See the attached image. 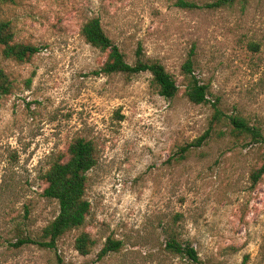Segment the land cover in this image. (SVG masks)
<instances>
[{
    "label": "rangeland",
    "instance_id": "obj_1",
    "mask_svg": "<svg viewBox=\"0 0 264 264\" xmlns=\"http://www.w3.org/2000/svg\"><path fill=\"white\" fill-rule=\"evenodd\" d=\"M204 5L215 0H185ZM179 0H13L0 3L15 41L41 47L28 61L5 58L11 88L0 91V264H264V0L185 8ZM99 17L130 63L140 43L161 62L178 93H159L148 71L97 73L107 58L81 34ZM194 46V74L208 85L206 103L185 95L182 64ZM260 128V141L235 136L214 106ZM211 136L183 159L180 148ZM76 138L92 140L97 163L87 173L91 210L55 248L40 239L58 214L44 195V174L67 159ZM87 232L89 254L75 248ZM188 241L199 262L166 248ZM108 237L117 252L98 258Z\"/></svg>",
    "mask_w": 264,
    "mask_h": 264
},
{
    "label": "trees",
    "instance_id": "obj_2",
    "mask_svg": "<svg viewBox=\"0 0 264 264\" xmlns=\"http://www.w3.org/2000/svg\"><path fill=\"white\" fill-rule=\"evenodd\" d=\"M12 1L0 0V3ZM234 2L235 0H215L200 6L192 1L179 0L178 4L185 8L206 7L217 9L231 6ZM81 34L89 44L108 52L104 64L97 73L132 75L148 71L152 74V81L156 84L162 96L172 98L178 93L179 87L174 77L161 62L147 59L140 43L134 52V63L128 62L120 47L106 33L99 17H92L87 20L81 27ZM40 50V46L16 42L10 22L0 17V53L3 57L25 62ZM193 56L194 46L182 64V71L188 78L185 95L194 103H206L209 102L208 85L200 81L194 74ZM10 88L11 83L6 73L3 69H0V91L6 94L10 92ZM214 108L212 121L227 120L232 135L249 136L251 140L260 141L262 138L260 128L251 125L245 117L238 114L226 115L217 105ZM210 136L211 129H207L195 141L181 147L178 158L183 159L192 147L203 145ZM67 153L66 160L57 159L54 161L43 176L46 183L44 195L58 202V214L42 229L40 239L24 237L20 238L16 244L33 243L41 247L55 248L58 239L63 234L79 228L85 223L91 210V203L86 197L87 173L97 163L96 147L92 140L76 138L70 143ZM263 174L264 164L252 172L253 183H257ZM94 242L89 233L81 232L75 239V248L81 254L86 255L90 253ZM122 246L123 242L121 240L108 237L98 252V258H102L111 252H117ZM166 248L175 254L186 256L193 262H199L200 260L198 251L190 242L181 241L175 236L169 238ZM246 261L247 258L241 264H246ZM58 264L65 263L61 258H58Z\"/></svg>",
    "mask_w": 264,
    "mask_h": 264
}]
</instances>
